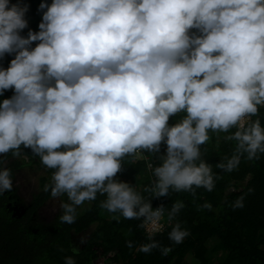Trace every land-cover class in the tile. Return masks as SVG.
Here are the masks:
<instances>
[{"label":"clouds","instance_id":"clouds-1","mask_svg":"<svg viewBox=\"0 0 264 264\" xmlns=\"http://www.w3.org/2000/svg\"><path fill=\"white\" fill-rule=\"evenodd\" d=\"M28 11L24 0H0V61L14 55L0 66V96L14 90L0 102V155L25 159L23 146L53 170L44 191L67 197L60 223H75L100 195L114 219L142 221L148 242L138 251L167 256L172 247L153 236L184 203L166 221L165 205L152 201L214 189L220 177L202 150L210 134L235 142L215 165L224 172L264 154V0H53L39 6V31L23 36ZM145 153L159 163H147L153 181L141 192L117 174L126 157ZM12 189V170L0 167V194ZM243 206V197L233 205ZM189 234L176 223L168 238L180 244Z\"/></svg>","mask_w":264,"mask_h":264},{"label":"trees","instance_id":"trees-1","mask_svg":"<svg viewBox=\"0 0 264 264\" xmlns=\"http://www.w3.org/2000/svg\"><path fill=\"white\" fill-rule=\"evenodd\" d=\"M15 2V0H13ZM29 5L26 14L28 28L21 35L27 36L29 30L39 31L43 12L39 11L41 3L51 5L53 0H24ZM46 11V9L44 10ZM39 42H34V48ZM14 55H7L0 66L7 68ZM14 90H7L0 96L10 98ZM183 114L171 117L169 125H175ZM260 116L264 123V109ZM232 131H235L233 129ZM211 140L202 146L207 149L204 159L213 165V172L220 178L215 181L212 191L204 188L196 189L195 195L190 192H170L169 197L156 198L152 201L153 208L164 204L166 221L168 211L176 201H183L184 207L171 220L170 227L154 239L163 246H171L172 251L163 256L158 249L151 253L138 251L141 244L148 242L140 224L142 221L119 220L114 216L119 213H109L100 207L105 197L98 195L97 200L85 202L77 209L75 223L62 224L59 216L62 209L48 223L39 222V211L52 199L61 204L67 197L53 198L44 191V186L51 183L53 170L46 169L38 156L31 149H23L26 159L13 161L12 154L0 155V167L12 170V178L21 168L45 170L46 175L40 177V191L32 195L29 202H23L16 189L0 194V264H65V258L72 256L76 264H264V154L259 159L242 158L236 170L224 172L215 167L225 156H231L234 151V141L224 139L226 133H211ZM166 144L161 146V154L166 152ZM149 157L132 162V157H126L122 172L117 179L136 185L137 190L152 183L151 170L147 163H159L155 157ZM146 198L148 193H142ZM243 197L242 208H234L235 201ZM208 203L211 208L203 205ZM22 208V209H21ZM180 223L189 235L180 244H173L168 238L172 227ZM90 235L85 246L79 248V254L73 253L77 247L76 238L86 231ZM132 241L129 248L127 242ZM94 258V259H93ZM99 258V259H98Z\"/></svg>","mask_w":264,"mask_h":264},{"label":"rangeland","instance_id":"rangeland-1","mask_svg":"<svg viewBox=\"0 0 264 264\" xmlns=\"http://www.w3.org/2000/svg\"><path fill=\"white\" fill-rule=\"evenodd\" d=\"M13 160H17V158L8 160L6 165L9 161ZM45 175V170H31L28 167H23L17 172L13 179V187L16 189L17 194L23 202L31 201L32 195L40 191V177ZM60 209L59 202L56 201V199H52L48 201L46 205L39 211V216L37 219L39 222L48 223L53 219V216L56 215ZM91 230L92 229L84 232L76 238L77 247L82 249L85 246V242L88 240ZM91 264H95L94 260H92Z\"/></svg>","mask_w":264,"mask_h":264},{"label":"built area","instance_id":"built-area-1","mask_svg":"<svg viewBox=\"0 0 264 264\" xmlns=\"http://www.w3.org/2000/svg\"><path fill=\"white\" fill-rule=\"evenodd\" d=\"M193 31H195V30H193ZM160 224L163 225V228L161 230H159V231H154L153 234L160 233V232H162L165 229V223L162 220L160 221ZM150 229H151L150 225L146 227V231H147L148 234H149V230Z\"/></svg>","mask_w":264,"mask_h":264}]
</instances>
